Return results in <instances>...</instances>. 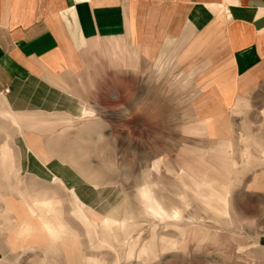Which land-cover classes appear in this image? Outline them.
Wrapping results in <instances>:
<instances>
[{
  "label": "rangeland",
  "instance_id": "1",
  "mask_svg": "<svg viewBox=\"0 0 264 264\" xmlns=\"http://www.w3.org/2000/svg\"><path fill=\"white\" fill-rule=\"evenodd\" d=\"M105 50L77 73L0 92V264H264V82L223 120L227 133L220 137L229 141L227 162H233L227 185L205 171L216 160L192 151L208 156L218 138L195 132L179 62L155 64L122 47ZM51 81L76 98L52 129L26 127L4 109L11 92L32 93L36 82ZM20 141L45 158L22 156ZM58 162L65 183L92 211L87 218L64 185L44 172L57 171ZM156 183L154 206L149 188ZM179 194L184 204L169 212ZM35 200L58 202L53 226L40 223L45 231H38L41 225L30 218L33 231L22 226L29 235L15 243L5 203L24 208Z\"/></svg>",
  "mask_w": 264,
  "mask_h": 264
},
{
  "label": "crops",
  "instance_id": "2",
  "mask_svg": "<svg viewBox=\"0 0 264 264\" xmlns=\"http://www.w3.org/2000/svg\"><path fill=\"white\" fill-rule=\"evenodd\" d=\"M109 47H122L133 59L155 64L156 60L158 64L179 62L190 87L195 132L218 138L209 150L212 154L207 156L206 150L196 148L192 151L199 159L216 160L205 171L229 185L233 162H227L229 141L220 137L227 133L223 120L245 106L244 97L264 82V0H0V92L28 80L77 73L97 52ZM51 82H36L32 93L14 96L11 92L4 109L26 127L52 129L57 120H66L69 103L76 98ZM49 113L60 116L42 118ZM18 143L22 156L33 152L31 155L45 158L42 150L31 152L23 141ZM260 153L264 157V143ZM58 164L55 172L43 170L50 174L49 179L64 185L76 207L80 196L65 183L66 169L62 162ZM157 186L149 188L151 197ZM178 197V205L169 212L184 204L180 194ZM57 203L35 200L34 210V205L16 208L6 202L4 211L12 215L9 237L24 243L34 229L33 220L53 226L52 209ZM152 203L156 206L153 197ZM79 206L89 214L88 206ZM126 220L124 212L120 222ZM57 221L64 224L59 218ZM22 226L30 227L28 234L21 233ZM44 229L41 225L38 231Z\"/></svg>",
  "mask_w": 264,
  "mask_h": 264
},
{
  "label": "bare ground",
  "instance_id": "3",
  "mask_svg": "<svg viewBox=\"0 0 264 264\" xmlns=\"http://www.w3.org/2000/svg\"><path fill=\"white\" fill-rule=\"evenodd\" d=\"M11 117H12V116H11ZM58 165H59V164H58ZM62 166H63V165H62ZM61 170H62V169H61ZM59 171H60V170H59ZM187 173H188V172H187ZM59 174H61V173H59ZM61 177H63V176H61ZM61 180H62V179H61ZM61 180H60V181H61ZM60 181H59V182H60ZM63 181H64V180H63ZM195 187H196V186H195ZM76 202H77V201H76ZM79 203H80L81 205H83V206L85 205L84 202H83L82 200H80ZM76 204H77V203H76ZM89 213L92 214V211H89ZM131 229H132V228H131ZM128 230H129V229H128ZM44 231H45V230H44ZM48 231H50V230L48 229ZM54 232H55V231H53V232H48V233H50V234H54ZM150 248H151V247H150Z\"/></svg>",
  "mask_w": 264,
  "mask_h": 264
}]
</instances>
